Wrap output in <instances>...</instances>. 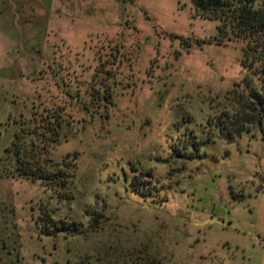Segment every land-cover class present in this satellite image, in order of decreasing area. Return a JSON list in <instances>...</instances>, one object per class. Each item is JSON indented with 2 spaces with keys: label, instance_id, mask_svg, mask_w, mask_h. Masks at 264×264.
Instances as JSON below:
<instances>
[{
  "label": "rangeland",
  "instance_id": "374dc122",
  "mask_svg": "<svg viewBox=\"0 0 264 264\" xmlns=\"http://www.w3.org/2000/svg\"><path fill=\"white\" fill-rule=\"evenodd\" d=\"M217 25L192 0H0V264H264V136L203 131L245 74ZM51 108L58 189L8 174ZM192 131L202 157L174 156Z\"/></svg>",
  "mask_w": 264,
  "mask_h": 264
},
{
  "label": "trees",
  "instance_id": "16d2710c",
  "mask_svg": "<svg viewBox=\"0 0 264 264\" xmlns=\"http://www.w3.org/2000/svg\"><path fill=\"white\" fill-rule=\"evenodd\" d=\"M192 3L202 16L218 21L216 43L225 39L244 42L241 65L245 74L227 92L222 108L207 117L203 131L229 143L243 135L254 137L256 131L264 136V0H192ZM32 118L31 130L23 129L21 136L16 134L13 142L16 165L8 174L39 181L46 187L65 188L71 175L65 170L68 164L55 166L52 158L46 157L49 146L52 148L59 142L65 126L61 110L51 108V114ZM197 137L192 131L181 146L175 145L174 156L202 157L199 151L205 140ZM74 225L73 221L51 218L41 224V231L51 236L61 232L78 234Z\"/></svg>",
  "mask_w": 264,
  "mask_h": 264
}]
</instances>
